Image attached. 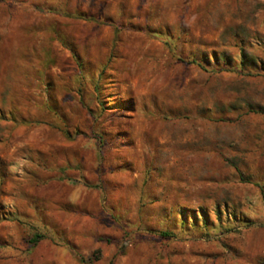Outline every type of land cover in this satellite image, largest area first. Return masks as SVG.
<instances>
[{
    "label": "rangeland",
    "instance_id": "obj_1",
    "mask_svg": "<svg viewBox=\"0 0 264 264\" xmlns=\"http://www.w3.org/2000/svg\"><path fill=\"white\" fill-rule=\"evenodd\" d=\"M0 264H264V0H0Z\"/></svg>",
    "mask_w": 264,
    "mask_h": 264
},
{
    "label": "trees",
    "instance_id": "obj_2",
    "mask_svg": "<svg viewBox=\"0 0 264 264\" xmlns=\"http://www.w3.org/2000/svg\"><path fill=\"white\" fill-rule=\"evenodd\" d=\"M161 237L169 238V237H171V235L167 232H164V233H161ZM39 239H40V237L37 236L34 239H32L30 243L35 246L39 242Z\"/></svg>",
    "mask_w": 264,
    "mask_h": 264
}]
</instances>
